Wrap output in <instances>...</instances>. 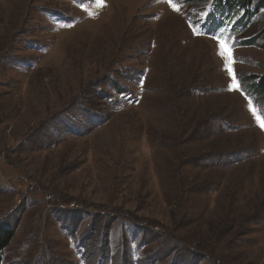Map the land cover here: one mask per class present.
Returning <instances> with one entry per match:
<instances>
[{
	"label": "rangeland",
	"instance_id": "obj_1",
	"mask_svg": "<svg viewBox=\"0 0 264 264\" xmlns=\"http://www.w3.org/2000/svg\"><path fill=\"white\" fill-rule=\"evenodd\" d=\"M263 74L264 0H0L2 264H264Z\"/></svg>",
	"mask_w": 264,
	"mask_h": 264
},
{
	"label": "trees",
	"instance_id": "obj_2",
	"mask_svg": "<svg viewBox=\"0 0 264 264\" xmlns=\"http://www.w3.org/2000/svg\"><path fill=\"white\" fill-rule=\"evenodd\" d=\"M223 1V0H218ZM225 1H232V0H225ZM244 3L249 0H241ZM253 83H251L253 86L251 87L255 94L259 97H264V74L261 76L253 77ZM264 108V104H263ZM13 231L8 229H1L0 230V264H2V258H3V251L10 243L11 239L13 238Z\"/></svg>",
	"mask_w": 264,
	"mask_h": 264
},
{
	"label": "snow or ice",
	"instance_id": "obj_3",
	"mask_svg": "<svg viewBox=\"0 0 264 264\" xmlns=\"http://www.w3.org/2000/svg\"><path fill=\"white\" fill-rule=\"evenodd\" d=\"M168 2L171 3V0H168ZM172 6L175 8V5H174V4H173ZM219 44H220V48H221L220 55L223 56V55H225V52L227 51V48H226V41L223 40V39H221V40H219ZM226 68H227V70H228L229 73H230V79H231V80H235V79H236L235 75H231V73H232V69H231V67H228V66L226 65ZM230 90H231V87H230ZM262 127H264V125H262Z\"/></svg>",
	"mask_w": 264,
	"mask_h": 264
}]
</instances>
